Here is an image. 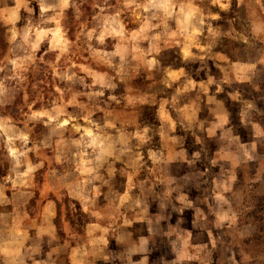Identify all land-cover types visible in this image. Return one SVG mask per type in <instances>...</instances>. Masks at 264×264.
<instances>
[{"label": "rangeland", "instance_id": "374dc122", "mask_svg": "<svg viewBox=\"0 0 264 264\" xmlns=\"http://www.w3.org/2000/svg\"><path fill=\"white\" fill-rule=\"evenodd\" d=\"M0 217V264H250L264 0H0Z\"/></svg>", "mask_w": 264, "mask_h": 264}, {"label": "clouds", "instance_id": "9594fccd", "mask_svg": "<svg viewBox=\"0 0 264 264\" xmlns=\"http://www.w3.org/2000/svg\"><path fill=\"white\" fill-rule=\"evenodd\" d=\"M170 2V0H169ZM213 3H218L219 0H212ZM258 2V0H257ZM158 6H162V5H157L154 2H150V7H158ZM185 7H188L189 10L187 11V13H185ZM222 7H224L225 9H227V5H222ZM196 9L191 8L190 5H186L184 7L180 8V12L183 15V19L181 21V27L184 31H187L188 29V25L190 23V21L193 19L195 13H196ZM169 16L172 15L171 12L168 13ZM202 24V20L199 21ZM264 260V249H260L257 248L254 252H252L251 254V260H250V264H260V261Z\"/></svg>", "mask_w": 264, "mask_h": 264}, {"label": "trees", "instance_id": "16d2710c", "mask_svg": "<svg viewBox=\"0 0 264 264\" xmlns=\"http://www.w3.org/2000/svg\"><path fill=\"white\" fill-rule=\"evenodd\" d=\"M235 209H236V211H237V213L239 215L238 218H237V223H239V225L243 224V223H247V220H246L244 212H242V211L239 212V209L236 206H235ZM263 222H260L259 225H257V228L255 230L254 235L256 234L257 236L258 235L261 236V233H263L262 232V228L264 227V223ZM257 224H258V222H257ZM216 241L218 242V240H216Z\"/></svg>", "mask_w": 264, "mask_h": 264}, {"label": "crops", "instance_id": "0c3cea01", "mask_svg": "<svg viewBox=\"0 0 264 264\" xmlns=\"http://www.w3.org/2000/svg\"><path fill=\"white\" fill-rule=\"evenodd\" d=\"M0 219H1V217H0ZM48 220V219H47ZM0 227H1V225H0ZM16 227L14 226V225H12V229L14 230ZM0 241H3L1 238H0ZM3 243H6L5 241H3Z\"/></svg>", "mask_w": 264, "mask_h": 264}]
</instances>
